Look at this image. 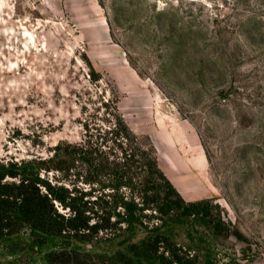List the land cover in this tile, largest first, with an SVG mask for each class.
Returning a JSON list of instances; mask_svg holds the SVG:
<instances>
[{"label":"rangeland","instance_id":"rangeland-1","mask_svg":"<svg viewBox=\"0 0 264 264\" xmlns=\"http://www.w3.org/2000/svg\"><path fill=\"white\" fill-rule=\"evenodd\" d=\"M113 105L182 198L242 235L204 237L217 263L264 264V0L0 2V164L80 142ZM0 264L43 262L0 243Z\"/></svg>","mask_w":264,"mask_h":264},{"label":"trees","instance_id":"trees-1","mask_svg":"<svg viewBox=\"0 0 264 264\" xmlns=\"http://www.w3.org/2000/svg\"><path fill=\"white\" fill-rule=\"evenodd\" d=\"M106 121H84L82 140L47 159L0 164V243L35 248L43 264H218L205 238L242 235L210 199L182 198L115 105ZM51 171L67 184L41 176ZM101 244L109 251L94 253Z\"/></svg>","mask_w":264,"mask_h":264},{"label":"crops","instance_id":"crops-1","mask_svg":"<svg viewBox=\"0 0 264 264\" xmlns=\"http://www.w3.org/2000/svg\"><path fill=\"white\" fill-rule=\"evenodd\" d=\"M179 142V141H178ZM166 144L168 145V146H170V147H174V140L171 138V137H169V140H167L166 141ZM181 145H182V143H181ZM186 147H188V144L186 143V145H185ZM189 148V147H188ZM188 148H186V149H188ZM158 149V148H157ZM156 149V150H157ZM173 149H175L176 151H177V153L180 155V151L176 148V146L173 148ZM192 160H194V163H195V165L197 164V165H200V164H204V163H206L207 161H206V158H205V155L202 153L201 154V152H198L197 153V155L192 159ZM163 171V170H162ZM164 172V174H165V176L166 177H168V175H167V173L165 172V171H163Z\"/></svg>","mask_w":264,"mask_h":264},{"label":"built area","instance_id":"built-area-1","mask_svg":"<svg viewBox=\"0 0 264 264\" xmlns=\"http://www.w3.org/2000/svg\"><path fill=\"white\" fill-rule=\"evenodd\" d=\"M2 0H0V2H1Z\"/></svg>","mask_w":264,"mask_h":264}]
</instances>
